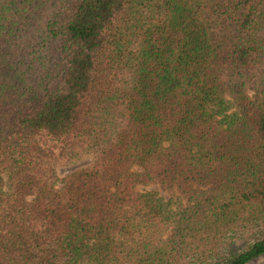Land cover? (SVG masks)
Returning a JSON list of instances; mask_svg holds the SVG:
<instances>
[{
  "label": "trees",
  "instance_id": "1",
  "mask_svg": "<svg viewBox=\"0 0 264 264\" xmlns=\"http://www.w3.org/2000/svg\"><path fill=\"white\" fill-rule=\"evenodd\" d=\"M252 263L264 0H0V264Z\"/></svg>",
  "mask_w": 264,
  "mask_h": 264
},
{
  "label": "rangeland",
  "instance_id": "2",
  "mask_svg": "<svg viewBox=\"0 0 264 264\" xmlns=\"http://www.w3.org/2000/svg\"><path fill=\"white\" fill-rule=\"evenodd\" d=\"M73 168V167H72ZM72 168H68V169H72ZM157 186H154V185H152L151 187H148V188H150V189H153V188H156ZM260 260V259H259ZM258 260H256L255 262H257ZM252 264H254V263H252Z\"/></svg>",
  "mask_w": 264,
  "mask_h": 264
}]
</instances>
